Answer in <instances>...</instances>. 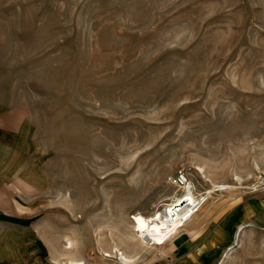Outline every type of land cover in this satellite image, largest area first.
<instances>
[{
    "label": "rangeland",
    "instance_id": "rangeland-1",
    "mask_svg": "<svg viewBox=\"0 0 264 264\" xmlns=\"http://www.w3.org/2000/svg\"><path fill=\"white\" fill-rule=\"evenodd\" d=\"M0 157L20 264H264V0H0Z\"/></svg>",
    "mask_w": 264,
    "mask_h": 264
},
{
    "label": "built area",
    "instance_id": "built-area-1",
    "mask_svg": "<svg viewBox=\"0 0 264 264\" xmlns=\"http://www.w3.org/2000/svg\"><path fill=\"white\" fill-rule=\"evenodd\" d=\"M171 183L177 189L176 196L163 203L158 214L171 226L188 223L204 204L205 192L199 191L196 183L183 171L171 178ZM178 196L181 198L178 199Z\"/></svg>",
    "mask_w": 264,
    "mask_h": 264
},
{
    "label": "bare ground",
    "instance_id": "bare-ground-1",
    "mask_svg": "<svg viewBox=\"0 0 264 264\" xmlns=\"http://www.w3.org/2000/svg\"><path fill=\"white\" fill-rule=\"evenodd\" d=\"M215 187H216L215 190H223L226 188H231L232 186L216 185ZM210 193L211 191L207 189L204 194L205 198L209 196ZM180 198L181 196H178V199ZM158 213L159 210H156L150 216H145L142 215L141 213H138L134 218V222H135L134 228L135 231L138 233V236L142 239V241L152 243L158 246H163L168 241H170L177 234L180 228L183 227L186 223L180 225L174 224L173 226H171L168 220L160 218ZM72 246L73 243L70 241L68 248H71ZM117 251L118 254L120 255V259L123 262V264L131 263L132 258L127 256L124 252L120 250ZM108 256H110V254H108ZM72 264H81V263L77 261H72Z\"/></svg>",
    "mask_w": 264,
    "mask_h": 264
},
{
    "label": "crops",
    "instance_id": "crops-1",
    "mask_svg": "<svg viewBox=\"0 0 264 264\" xmlns=\"http://www.w3.org/2000/svg\"><path fill=\"white\" fill-rule=\"evenodd\" d=\"M1 158V157H0ZM3 161L0 159V264H20L18 226L15 223L14 228L12 220L4 224L3 210V175L1 173ZM10 183V181H8ZM6 183V182H5ZM17 208V207H16ZM11 236V237H10ZM10 247V252L7 247ZM29 260V256L26 257ZM24 261V259H23Z\"/></svg>",
    "mask_w": 264,
    "mask_h": 264
}]
</instances>
